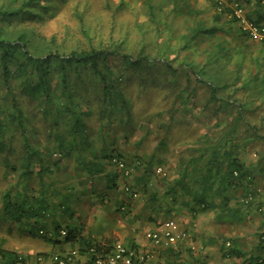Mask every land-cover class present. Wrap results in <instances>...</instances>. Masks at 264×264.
Segmentation results:
<instances>
[{"label": "trees", "instance_id": "obj_1", "mask_svg": "<svg viewBox=\"0 0 264 264\" xmlns=\"http://www.w3.org/2000/svg\"><path fill=\"white\" fill-rule=\"evenodd\" d=\"M70 1L0 0V155L3 154L0 166L15 175V180L0 193V218L16 220L20 225L28 226L30 232L37 233L46 226L45 219L52 217L55 234L60 236V230L65 229L64 242H77L79 251L91 260L94 257L89 253L91 247L96 253H102L109 250L114 242L107 240L102 243L89 233L80 234L81 224L75 220L67 221L75 215V203L81 197L75 191L70 174L64 180L56 179L60 166L52 160V154L57 152L73 159L78 170L85 172L84 181H94L97 175H103L108 185L115 187L118 173L115 169L106 171V168L113 155L123 157L114 147L119 129L115 130L113 118L119 114L117 122L119 127L122 126L119 134L123 138L128 137L129 131L133 130L132 119L135 116L130 111L129 81L138 77L141 93L152 99L154 94H158L164 101H170V96L177 100V109L181 113L176 117V125L183 124V118L190 113L189 107L200 114H205L209 108L217 119L222 114L232 115L234 124L222 128L227 130L222 138L205 143L197 156L187 159L180 156L179 176L170 188L173 201L179 192L181 197H191L194 203L207 208L208 196L203 191L210 190L226 203L240 189H248L254 180L253 166L246 165L239 158L247 137L242 136V142L233 140L239 123L243 122L241 127L249 132L250 139H259L264 144V134H259L260 128L256 125L264 120V98L255 105V100L260 99L264 92L259 86L260 81L264 82V76L251 79L241 76L245 65L251 72L261 74L264 61L257 54L250 58L251 45L246 42L250 38L243 31L237 35L240 34L239 40L246 44L241 48L231 45L228 35L236 37L235 33L240 29L222 27V23L236 20L226 18L230 9L226 5L219 9L217 0L210 1L211 6L216 7L210 22L192 18L194 11L189 6L183 10L180 0L167 1L172 4L169 11L178 14L185 11L188 15L185 32L170 34V37L181 41L179 50L186 53L183 59H179L176 48L169 45L171 38L163 44L165 54L157 58L150 57L143 49L135 57L131 56L125 52L123 40L113 38L112 34L111 38H105L100 33L97 26L102 24L104 16L97 26L92 27L74 3L69 18L75 26L70 21L66 22ZM162 9L156 1L147 0L146 12L158 31H164L166 27H161L154 11ZM97 16L100 17V12ZM166 26L170 28L168 24ZM196 52L202 54V60L194 57ZM238 55L242 58L235 62L234 57ZM156 65H160V78L155 77V73L143 78V74ZM178 72H184L185 80L194 77V82L188 80L186 85L176 90L177 86L167 82L165 77ZM181 93L191 99V104L184 103ZM204 93L207 95L205 101L197 102L198 96H204ZM25 102L31 103L32 107L26 108ZM250 103L253 104L249 106ZM37 106L42 111L43 127H49L44 140H53L52 147L27 132L28 129L36 130L34 108ZM247 109L259 113V119L253 122L256 124L248 119ZM175 113L173 102L166 109L154 113L146 110L140 115L146 118L148 115L174 117ZM176 125L172 124L170 128ZM12 139L14 143L18 142L20 151H17V146L14 150L8 147ZM17 152L21 153L15 160ZM33 176L36 177V186L32 185ZM84 183L79 184L82 186L80 194L87 195L90 190L96 193L95 197L102 198L103 193L96 192L95 183H90L88 189L83 188ZM150 200L157 204L158 197L154 194ZM164 204L169 211L171 204L167 201ZM235 204L234 213L242 217V214H248L255 202L240 198ZM259 209L264 214V209ZM262 234L264 231L259 237ZM127 246L137 249L132 244ZM221 250L224 257L243 256L238 246H226V242ZM26 257L0 246L2 264H26ZM262 261L264 263L263 258Z\"/></svg>", "mask_w": 264, "mask_h": 264}, {"label": "rangeland", "instance_id": "obj_2", "mask_svg": "<svg viewBox=\"0 0 264 264\" xmlns=\"http://www.w3.org/2000/svg\"><path fill=\"white\" fill-rule=\"evenodd\" d=\"M154 1H156L157 4L161 5L163 8L160 12L157 10H155L154 12L157 15V20H159V22L161 21V27L163 29L166 27L164 31H158L156 29V24L147 14V0H71L67 4L68 12L67 16L65 15L67 17L65 21H70V23L75 26V22L69 18L70 13L72 12V9L70 8L73 7L75 3L79 6V9L85 15L87 24L91 25L92 27L97 26L100 18L104 16L102 24H99L97 26L100 30V33L105 38H111L112 34L113 38L123 40L125 42V52H129L131 56L135 57L138 52L143 49L144 52L147 53V55H149L150 57L157 58L158 56L165 54L163 53V50H165L166 48H164L163 44L166 43L165 40L168 41V39L171 38L169 45L175 47L176 54H178L179 59H183L186 53L185 51L179 50V44L181 43V41H178L179 39L177 37H170V34L171 32H173V34L177 35L178 33L185 32V30L183 31V29H186L185 27L188 23V15L186 16L185 11H182V13L180 14L169 11L172 6L171 3L169 4L167 2L169 0ZM192 1L193 0H180V4L183 7L182 9L185 10V8L189 6L194 11V15L192 18L207 20L210 22L211 15L214 11L209 0H203V2L196 0L198 6L196 5V3L195 6L191 5ZM98 12H100V17L97 16ZM168 22L170 23V25ZM166 24H168L170 28H168ZM221 25L224 29L227 27H231L230 23H222ZM51 27H54V25ZM93 31L94 28L92 29V32ZM237 34L238 31L235 33V35ZM249 50L251 54H257L259 55V57L262 54L257 47H255L254 49V46H250ZM170 57L171 55H169V59ZM194 57L202 60V54L199 52H196L194 54ZM234 58L235 62H238V60H240L242 57L235 56ZM159 66L160 65H156L150 68L146 74H143V76L145 75L143 78H146L147 75H153L152 73H155V77L159 79ZM247 66L248 65H245L242 68V78L251 79L255 77L262 78V76H264L263 68H261V74H256V72L254 71V75V72H251L247 68ZM185 77L186 76L184 75V72H178L175 75L174 73L168 74L165 78H168L167 82L174 83L177 86L175 87L176 90H178L183 85H186L188 80L190 83L194 82V77H187L186 80ZM129 83L130 86L128 88V91L129 93H131L130 98L132 101V107L130 108V111L135 116L132 119L133 130L129 131V135L125 143L123 142V138L121 137L122 139H120V146H122V148L129 149L128 151L129 153H131V141L134 139H140L138 145L140 150L137 151V156L135 155V157L133 158L147 160L150 157L156 165L157 161L160 160L162 162L160 164H162L164 167H166L167 165L169 167L172 165H176L177 168L180 160L179 156L182 155V153L183 159H187L189 156H197L199 154L200 148H203L202 146H205V143H209L208 141L215 142L217 139L222 138L223 133L227 132V130H223L225 126H233L234 124L232 115L230 114H222L217 119L215 115H212L210 113L209 108L208 110H206L205 114H200L195 109L189 107L188 110L190 113L183 118V124L176 125V117L179 116V113L181 112L179 111V109H177L179 103L176 102L177 100L174 101L175 99L173 96H170L172 97V99L170 98V101H164L163 98H159L158 94H154V101L150 96H147L148 94L141 93V89L138 86L141 81L138 77H134L129 81ZM260 83L261 84H259V86L264 90V82L260 81ZM180 96L183 98L184 103L191 104L192 101L191 99H187L186 94L181 93ZM206 97L207 95L206 93H204V96H198L196 101L203 102L205 101ZM248 98L249 97H247V100ZM262 98H264V92L260 99L255 100V105L259 104ZM173 102L174 109L176 111V115H174V117H156L154 115H148L150 118H146L140 115L142 111L146 110L154 113L166 109L170 105H172ZM253 103H250L249 106ZM30 104L28 102H25L24 105L26 106V108H28L32 107L30 106ZM34 109V112L36 114V117L34 118L36 130L35 132H33L28 129L27 132L31 137L39 139L40 141H43L52 147L53 140H51L50 142H46L44 140L46 138L49 127H43L44 124L42 123V118L40 115L42 111L40 110V108H38V106ZM250 110L251 109H247L245 113L248 115V119L250 120V122L253 123L259 119L260 115L259 113H253ZM260 113L262 114L261 110ZM122 115L123 114H121L120 116ZM118 116L119 114L117 115V118H119ZM117 118H113L116 127L114 128L115 130L119 129L117 130V132L119 133V131L122 130V126L119 127ZM242 123L243 122L239 123L237 133L234 134L233 140L234 142H242V136L247 137L246 143L243 144V149L249 150V154L252 155L250 160L254 162V160L258 159V157L260 158L261 155L258 156V152L264 150V144L259 139H250L249 132H246V130L241 127ZM172 124L176 126H173L171 129L170 127ZM256 125H258L260 128L259 134H264V120L262 122L258 121V124ZM241 131L244 132L242 133ZM17 145L18 142L15 141L14 143L13 139L8 143V147L11 146L13 150ZM16 148L17 151H20L19 146H17ZM20 153L21 152H17L14 154L15 160H17ZM254 153L256 155H253ZM0 157H3V154L0 155ZM61 161L67 162V159H63ZM126 162H128L129 164H133L132 160L129 158ZM116 173H118L117 170ZM13 180H15V175L11 174L10 172H6V170L2 166H0V193L9 187L10 182ZM121 181H123V185L124 183L133 184V182L131 181V176L130 178L126 179L121 177ZM36 182V177L33 176L32 185L36 186ZM120 185L122 186V182L120 183ZM259 186L260 185L256 183L255 185L249 187V189H251L250 196L254 197V199L260 193L257 189ZM242 194L244 195V193ZM138 196L133 197V201L135 203L139 202ZM241 198L243 199V197ZM94 206L95 207L89 208L82 207L81 209L79 208V210L76 211V214H80L78 222L81 223L82 221L83 223L81 233L85 234L87 232H92L96 230L94 228L97 223L103 224L104 222L108 223V221H110L111 225L107 227V231L105 232V234H108L109 238L112 239L113 242L120 241L125 245H128L126 244V239L122 238L121 235L126 234L128 229L131 227L130 221L127 218L133 216L132 210L129 209L131 206L129 208H121L120 215L118 214L117 206L115 205L109 209L104 208L105 210L103 211L98 203H95ZM257 207L258 203L254 204V209H257ZM88 209L89 211H87ZM85 212H88L87 217H85ZM92 215H95L97 220H93ZM261 232H263L262 229L257 233L258 236L261 234ZM43 235H45L46 237H43ZM97 235H100V232H97ZM56 236L57 235L53 230V226H45L42 230V233H32L29 231L28 226H22L16 220L0 218V246L12 251H16L21 255L28 256L26 264H28L30 260L34 259L37 252L43 251L45 242L52 243V241L49 240H53L54 238L58 239L59 241H64L63 236ZM0 264H2L1 258Z\"/></svg>", "mask_w": 264, "mask_h": 264}, {"label": "crops", "instance_id": "obj_3", "mask_svg": "<svg viewBox=\"0 0 264 264\" xmlns=\"http://www.w3.org/2000/svg\"><path fill=\"white\" fill-rule=\"evenodd\" d=\"M198 1L203 2V0ZM210 1L213 0H209V2ZM217 1L223 2L227 7H229V4L233 1L242 4L247 11L246 16L250 20L264 25V3H258V1L255 0ZM195 3L198 6L196 0H193L191 5L195 6ZM214 9H216V7L213 8V11ZM226 18L231 19L233 17L228 13ZM230 25L236 27L237 30L239 28L240 30H238V32L243 31L237 21H232ZM239 35L236 37L228 35V38L232 41L231 45L241 48L246 43L239 40ZM246 42H249L251 46L257 47L261 51L262 54L260 58L264 61V44L252 39H246ZM252 55L253 54L250 52V58ZM117 134L118 139L114 147L116 151L122 155L123 159L125 158V162L128 158L133 162V164H129L128 162H126V164L131 169V181L133 182L132 185L135 191L139 193V202L135 203L133 197L123 190V181H121L119 175L115 187L109 186L106 177L103 178V175H97L94 181H84L83 175L85 172L81 170L80 172L78 170L73 159L67 158L64 154L55 152L52 154V160L58 162L60 166L56 171V179L64 180L65 176L70 174V178L75 183V191L77 195L81 197V199L75 203V205L77 204L75 207V215H73L72 219H68L67 221L75 220L77 223H80L78 222L80 214H76V211L82 207H95V203L100 205L102 211L105 210L104 208L109 209L114 205L117 206V210L119 207L129 208L131 206L129 209L132 210L133 216L127 217L131 227L128 229L127 233L121 235V237L126 239V244H132L139 250L151 252L153 254L152 264H264L261 256L259 236L257 234L261 229L264 231V214L259 212V210H261L259 208L264 209V150L258 152V156H261L254 160V162L250 160L252 155L249 154V150H240L243 152L239 155V158L246 165L253 166V170L255 171L253 178L255 180H253V183H251L249 187L256 183L260 185L257 188L260 192L257 195L258 198L255 197L254 199V197L249 196L251 189L248 187V189L245 190L240 189L234 195L230 196L228 202L223 203L222 197L214 195L210 190H205L203 192L208 196L206 198L208 207L202 208V205L200 206L194 203L191 197H181L179 192L177 193L175 201L171 199L170 188L179 176L176 165L170 167L167 165L164 167L160 164L162 163L160 160L157 161L156 165L150 157L147 160L133 158L135 155L137 156V151L140 150L138 147L140 139L131 141L132 152L129 153V149L120 146V139L123 137L121 134ZM127 138L128 137L122 139L124 143ZM253 155L256 154L254 153ZM63 159H67V162L61 161ZM159 166L163 168L164 174L156 173V168ZM114 169V166L110 162L106 171H113ZM81 182H85L83 188L87 189L90 187V183H95L97 188L96 192L103 193L102 198L99 199L95 197L96 193H91L90 190L87 195L80 194L81 191H79V189L82 186L79 184ZM121 182L122 186L120 185ZM145 182H147L148 185H145ZM57 184H60V182H57ZM242 193H244V195ZM154 194L158 197L157 204H153L150 200V197L154 196ZM240 196L243 197L246 202L248 200L250 201V199L252 201L254 200L255 204L258 203V206L261 207L254 209V205H252L251 210H249L246 216L243 214L242 217L238 216L234 213V210L237 207L235 201L241 198ZM165 201L171 204L169 211H167V207H165ZM120 210L118 211L119 215ZM87 211H89V209ZM87 213L88 212H85V217H87ZM92 216L93 220H97L95 215ZM56 219L58 220L59 217L56 216ZM167 219L176 221L180 228L187 232V238L175 244H168L165 241L158 245L154 244L149 234L156 230L161 222ZM51 220L52 217L45 219L46 226H52ZM58 221H61V219ZM80 224L83 228L82 221ZM110 225V221H108V223L104 222L103 224L97 223L94 228L96 230L89 232V234L102 243H105L107 240L113 242V240L109 238V235L105 234L107 227ZM97 232H100V235H97ZM49 241H52V243L45 242L43 251L37 252L35 257L38 255L46 256L52 253H65L79 250L77 242H64L55 238ZM226 241H229L230 245L238 246L243 252V256L239 258L222 256L221 248ZM35 257L33 260H30L28 264H35Z\"/></svg>", "mask_w": 264, "mask_h": 264}, {"label": "built area", "instance_id": "obj_4", "mask_svg": "<svg viewBox=\"0 0 264 264\" xmlns=\"http://www.w3.org/2000/svg\"><path fill=\"white\" fill-rule=\"evenodd\" d=\"M264 3V0H255ZM218 8H222L225 4L218 2ZM230 15L239 23L241 29L249 36L250 39L264 44V25L250 20L246 16L245 7L233 1L229 4ZM111 164L119 173L120 177L126 179L131 176V169L126 164L123 158L118 155H113L110 159ZM156 173L164 174L161 166L156 168ZM123 190L129 193L132 197H137L132 184L124 183ZM250 196V195H249ZM251 197V196H250ZM42 233V231H40ZM65 229L60 230V236H66ZM149 237L154 244H159L165 241L168 244H175L178 241L187 238V232L182 230L178 223L172 219H167L161 222L157 229L149 234ZM262 258L264 260V234L259 237ZM226 246H230V242L226 241ZM89 253H93V259L89 260L88 256L81 253L79 250H73L65 253H52L50 255H38L35 257V264H152L153 254L149 251H143L129 247L123 242L116 241L109 250L102 253H96L95 248L91 247Z\"/></svg>", "mask_w": 264, "mask_h": 264}]
</instances>
